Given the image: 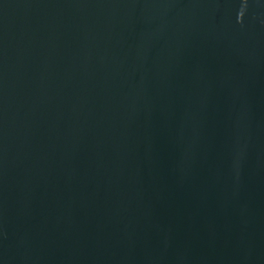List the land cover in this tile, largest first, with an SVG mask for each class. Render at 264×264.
<instances>
[{
    "label": "water",
    "instance_id": "1",
    "mask_svg": "<svg viewBox=\"0 0 264 264\" xmlns=\"http://www.w3.org/2000/svg\"><path fill=\"white\" fill-rule=\"evenodd\" d=\"M0 264H264V0H0Z\"/></svg>",
    "mask_w": 264,
    "mask_h": 264
}]
</instances>
